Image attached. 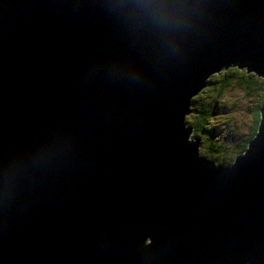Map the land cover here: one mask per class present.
<instances>
[{
  "label": "water",
  "instance_id": "water-1",
  "mask_svg": "<svg viewBox=\"0 0 264 264\" xmlns=\"http://www.w3.org/2000/svg\"><path fill=\"white\" fill-rule=\"evenodd\" d=\"M231 64L264 0H0V264H264V107L226 168L184 124Z\"/></svg>",
  "mask_w": 264,
  "mask_h": 264
},
{
  "label": "trees",
  "instance_id": "trees-1",
  "mask_svg": "<svg viewBox=\"0 0 264 264\" xmlns=\"http://www.w3.org/2000/svg\"><path fill=\"white\" fill-rule=\"evenodd\" d=\"M206 79V87L199 95L189 99V110L193 111L185 116L184 123L191 128L194 139L208 136L205 140L210 141L215 137L217 125L213 120L205 118L220 114L216 117V123L229 127L232 132V139L229 140L234 143L233 150L219 156V162L234 163L237 153L247 150L251 138H255L258 133L264 107V76L245 67L233 65L212 72ZM233 91L244 94L243 103L232 95ZM231 107L235 108L232 113L228 111ZM199 114L203 119L197 118ZM191 136H187L188 142H192ZM217 136H223L222 141H226L223 134L219 133ZM203 154L208 155L204 151Z\"/></svg>",
  "mask_w": 264,
  "mask_h": 264
},
{
  "label": "rangeland",
  "instance_id": "rangeland-1",
  "mask_svg": "<svg viewBox=\"0 0 264 264\" xmlns=\"http://www.w3.org/2000/svg\"><path fill=\"white\" fill-rule=\"evenodd\" d=\"M222 69V68H221ZM215 71H218V70H215ZM206 86L202 87L201 89H199L196 93L192 94L190 96L193 97V96H197L199 95V92L201 90H203ZM232 95L238 99L240 101V103H243L244 102V94L242 92H237V91H233L232 92ZM237 108V107H236ZM189 110V109H188ZM235 110V108L231 107L228 109V111H230L231 113ZM193 110H190L189 112L185 113L184 114V119H185V116L190 112H192ZM220 114H216L215 116L213 117H206L205 119H209V120H213L215 122V124L217 125V127H215V137L208 141V140H205V138H208V136L206 137H200L199 140L201 142H205V144H201L199 147L201 148L202 151L206 152L208 151L207 153L208 154H211L212 156L216 155L215 157L219 160V156L222 154V153H225L226 151H231L233 150L232 148V144L234 143V141H231L229 139H232V132L230 131L229 127H227L226 125L224 124H218L216 123L217 119L216 117H219ZM198 119H203V117L199 114V116H197ZM185 126L187 127V125L185 124ZM191 133H192V130L188 133L189 136H191ZM220 135H224L225 138H226V141H222L223 139V136H220L219 138H217V134ZM194 137L191 136V139H193ZM236 143V141H235ZM219 147V148H218Z\"/></svg>",
  "mask_w": 264,
  "mask_h": 264
},
{
  "label": "clouds",
  "instance_id": "clouds-1",
  "mask_svg": "<svg viewBox=\"0 0 264 264\" xmlns=\"http://www.w3.org/2000/svg\"><path fill=\"white\" fill-rule=\"evenodd\" d=\"M184 122H185V119H184ZM185 124V123H184ZM188 136V135H187ZM199 138L200 137H198L197 139H190V141H192V142H195V143H197V154H198V156L199 157H201V158H203V159H206L207 161H209L212 165H214L215 167H224V168H226V167H228V166H230V165H232L233 163H222V162H219V160L216 158V157H214V156H212L211 154H208V155H206V154H203V151L201 150V148L199 147L202 143L203 144H205V142H201L200 140H199ZM254 140V138H251V140H250V142H249V145L251 144V142ZM206 152H208V151H206ZM243 154H245V149L242 151V152H239V153H237V156H243ZM237 158H239V157H237ZM237 160V159H236ZM229 162V161H228Z\"/></svg>",
  "mask_w": 264,
  "mask_h": 264
},
{
  "label": "bare ground",
  "instance_id": "bare-ground-1",
  "mask_svg": "<svg viewBox=\"0 0 264 264\" xmlns=\"http://www.w3.org/2000/svg\"><path fill=\"white\" fill-rule=\"evenodd\" d=\"M233 65H237V64L226 65V66L220 67L219 69L224 68V67H227V66H233ZM219 69H217V70H219Z\"/></svg>",
  "mask_w": 264,
  "mask_h": 264
}]
</instances>
